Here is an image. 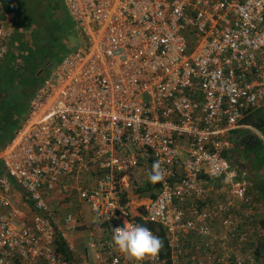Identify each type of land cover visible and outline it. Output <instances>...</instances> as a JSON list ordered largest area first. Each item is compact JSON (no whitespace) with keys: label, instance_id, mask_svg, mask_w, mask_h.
I'll return each instance as SVG.
<instances>
[{"label":"built area","instance_id":"built-area-1","mask_svg":"<svg viewBox=\"0 0 264 264\" xmlns=\"http://www.w3.org/2000/svg\"><path fill=\"white\" fill-rule=\"evenodd\" d=\"M65 5L85 45L53 66L0 154V264H163L162 250L137 261L114 244L115 228L142 225L136 216L162 226L171 264H264L258 205L230 140L264 106V0ZM0 17L1 63L15 26L3 0ZM157 162L150 200L140 189ZM56 193L94 213L92 259L57 251L62 237L76 251L68 232L83 216L61 214Z\"/></svg>","mask_w":264,"mask_h":264},{"label":"trees","instance_id":"trees-1","mask_svg":"<svg viewBox=\"0 0 264 264\" xmlns=\"http://www.w3.org/2000/svg\"><path fill=\"white\" fill-rule=\"evenodd\" d=\"M13 2L15 5L11 7ZM3 6L7 10L15 11V26L7 45V51L0 63V154L14 139L28 116L33 96L51 75L50 64H57L63 57L60 56L61 35L58 33L56 18L59 14H62L63 17L65 15L60 12L56 2L51 0H3ZM66 15L71 17L72 22L75 23L68 11H66ZM259 109L260 107L248 112L243 123L259 128L263 127L264 117L257 115ZM248 130L232 131L230 140L235 145L244 142L247 146H255L257 138L254 142L249 138L257 137V135L250 133L247 138ZM243 170L245 172L244 168ZM4 173L5 166L0 160V175ZM244 176L248 180L251 174H244ZM145 186L143 188L141 186V195L153 200L157 195L158 184L146 183ZM255 187L258 193L261 192L264 195V182L260 184L256 182ZM59 194L61 193H56L57 196ZM73 195L77 197L76 192H73ZM64 200L67 202L69 197L67 196ZM144 210V208L139 209V211L145 212ZM135 218L142 225L159 232V237L163 241L161 249L162 257L165 260L163 264H171L170 250L162 226L154 221H143L140 216ZM253 221L260 223L264 228V208L255 212ZM81 227L83 226L77 225L76 229ZM56 244L57 251L65 259L83 258L75 256L77 250L69 251V244L63 237ZM256 255L258 260L264 263V237L256 247Z\"/></svg>","mask_w":264,"mask_h":264},{"label":"rangeland","instance_id":"rangeland-1","mask_svg":"<svg viewBox=\"0 0 264 264\" xmlns=\"http://www.w3.org/2000/svg\"><path fill=\"white\" fill-rule=\"evenodd\" d=\"M51 1H55L57 6H59L60 12L65 13L64 17L62 14H59L58 17L56 18L58 24V33L59 35H61L60 56L61 55L64 56L70 52L78 50L81 46H84L85 41L78 27L75 25L74 22H72L73 21L71 20L72 18L66 15V11L68 10L65 6L64 0H51ZM257 115L259 117L260 116L264 117V106L260 107ZM253 127L254 128H249L246 134H247V138L250 135V133L252 134L255 133L254 135H257V137L255 136L254 138L253 137L249 138V140H251L252 142H254L255 138H257V142L255 146H247L246 143L239 142L237 145H235L236 147L235 151H237L236 157L239 158L240 161H242L241 166L245 169V174L248 173L251 174V177L248 178L251 184L250 193L258 205L257 210H260L264 208V195H262L261 192L258 193L256 191L255 183L257 182L258 184H260L261 182H264V138H261L264 137V126L260 128L256 126ZM246 134L243 135L245 136ZM252 181L253 182L255 181L254 184ZM73 200L76 201L77 199H73ZM73 208H70V211L73 212L74 214L79 215L80 214L79 210H76L75 207ZM82 211H84L85 216H87V213L90 212L87 205H84ZM87 230H93L92 226H89ZM77 231H81L80 228H77ZM78 238H81V240L83 239L85 243L88 244L87 247H88L90 259H92L93 249L89 247V244L92 241L90 232L88 231L74 236V240L76 242H79L77 241Z\"/></svg>","mask_w":264,"mask_h":264},{"label":"clouds","instance_id":"clouds-1","mask_svg":"<svg viewBox=\"0 0 264 264\" xmlns=\"http://www.w3.org/2000/svg\"><path fill=\"white\" fill-rule=\"evenodd\" d=\"M163 178L164 174L160 170V165L157 162L148 174V181L156 184L163 180ZM113 242L121 252L137 261H142L149 256L155 257L163 248V241L149 228L126 222L123 227L113 230Z\"/></svg>","mask_w":264,"mask_h":264},{"label":"crops","instance_id":"crops-1","mask_svg":"<svg viewBox=\"0 0 264 264\" xmlns=\"http://www.w3.org/2000/svg\"><path fill=\"white\" fill-rule=\"evenodd\" d=\"M64 2H65V0H64ZM1 18L2 17H0V19ZM54 196H56V195H54ZM67 196L69 197V200L67 202H65V200H64L63 202L60 203V206H59V204H58L59 199L61 197L65 199ZM55 200H56L55 201V204L58 206V210H60V213L61 214H64L66 212H70V208H73V207H75V209L78 210V208L76 207L77 205H75V203L73 201V198L70 195H68V194L61 193L59 195V197L57 199H55ZM84 205H86V204H84ZM84 205L82 206V209H83ZM82 209H80V210L83 213V215H82V213H80L78 215V219L80 220L82 218L81 216H83V222H80L79 221L81 223V226H83V227L80 228L81 231H77V229H74V228L71 229L68 232V238H70V240L76 246V250H77V252L75 254L76 257H84V256L90 257L89 251H88V247H87L88 244H86L83 239L81 240V238H78L77 241H79V242H76L74 240V236L75 235H78L80 233H84V232H88L89 231L90 232V235H91V240H92V238H93L92 237V233H95V234H98V235H101L102 233L97 231L96 219L94 218L95 216L92 213L90 207L88 206V209L90 210V212L87 213V216H85L84 211H82ZM89 226H92L93 230H87ZM93 256H94V253L92 251V257Z\"/></svg>","mask_w":264,"mask_h":264},{"label":"water","instance_id":"water-1","mask_svg":"<svg viewBox=\"0 0 264 264\" xmlns=\"http://www.w3.org/2000/svg\"><path fill=\"white\" fill-rule=\"evenodd\" d=\"M53 66H54L53 64H50V67H51V68H53Z\"/></svg>","mask_w":264,"mask_h":264}]
</instances>
